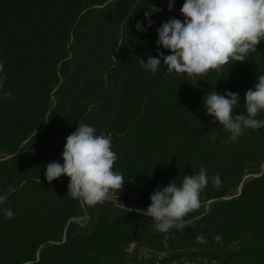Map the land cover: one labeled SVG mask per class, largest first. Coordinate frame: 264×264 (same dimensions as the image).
<instances>
[{
    "label": "trees",
    "instance_id": "1",
    "mask_svg": "<svg viewBox=\"0 0 264 264\" xmlns=\"http://www.w3.org/2000/svg\"><path fill=\"white\" fill-rule=\"evenodd\" d=\"M168 2L0 0V193L14 189L0 205V264H264V128L232 142L202 102L228 90L240 98L233 114L245 111L244 94L264 73V40L206 74L168 73L162 58L151 74L139 60L158 55L156 28L183 21V0ZM80 123L111 136L113 170L124 176L96 205L71 198L66 175L44 176ZM201 166L209 182L188 226L156 231L137 209Z\"/></svg>",
    "mask_w": 264,
    "mask_h": 264
},
{
    "label": "clouds",
    "instance_id": "2",
    "mask_svg": "<svg viewBox=\"0 0 264 264\" xmlns=\"http://www.w3.org/2000/svg\"><path fill=\"white\" fill-rule=\"evenodd\" d=\"M171 7L172 0H169L168 8ZM156 10L152 8V11ZM179 11L183 21L169 18L156 28L155 43L159 48L169 50V54L165 55L157 48L156 57L139 60L141 66L151 74H155L162 65L161 58L168 73L206 74L230 60L244 61L248 53L264 40V0H183ZM144 15L147 18L149 13ZM151 23L149 20L147 26H151ZM134 27L142 30L139 21ZM2 72L3 64L0 63ZM5 78L0 75V88ZM3 95L9 97L12 94L5 92ZM239 99L238 93L224 90L221 94L213 90L206 93L202 100L206 113L223 126L232 142L246 129L264 128V119L258 118L260 112L264 111V73L259 74L255 84L246 90L245 111L233 114L232 110L239 105ZM61 158L63 163L53 161L45 165L44 176L47 181L61 174L69 177L67 193L71 198L96 205L120 191L124 176L113 170L117 155L112 150L109 134H98L94 127L80 123L74 132L66 136ZM211 179L216 187L220 186L218 175ZM208 182L207 170L201 166L198 173L183 175L179 184L171 180L165 186L155 188L149 196L150 204L137 211L149 217L154 222V229L161 233L184 229L188 225L183 218L200 208V194ZM13 190L9 188L8 192L0 193V205ZM4 214L11 219L14 212L5 209ZM195 239L200 244L207 242L203 235Z\"/></svg>",
    "mask_w": 264,
    "mask_h": 264
},
{
    "label": "rangeland",
    "instance_id": "3",
    "mask_svg": "<svg viewBox=\"0 0 264 264\" xmlns=\"http://www.w3.org/2000/svg\"><path fill=\"white\" fill-rule=\"evenodd\" d=\"M249 175H245L244 178L248 177ZM241 186V185H240ZM240 186L235 190L236 192H238V190L240 189ZM119 204H121L123 207H126L123 203L119 202ZM86 216H79L74 218L75 221L79 222V223H83L85 221Z\"/></svg>",
    "mask_w": 264,
    "mask_h": 264
},
{
    "label": "water",
    "instance_id": "4",
    "mask_svg": "<svg viewBox=\"0 0 264 264\" xmlns=\"http://www.w3.org/2000/svg\"><path fill=\"white\" fill-rule=\"evenodd\" d=\"M240 190H238V193H239Z\"/></svg>",
    "mask_w": 264,
    "mask_h": 264
}]
</instances>
